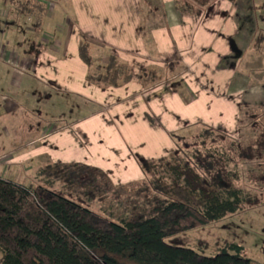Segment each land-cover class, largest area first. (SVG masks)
<instances>
[{"label":"crops","instance_id":"1","mask_svg":"<svg viewBox=\"0 0 264 264\" xmlns=\"http://www.w3.org/2000/svg\"><path fill=\"white\" fill-rule=\"evenodd\" d=\"M146 3L151 6L148 0H68L71 15L55 26L45 11L38 21L41 38L23 32L21 43L12 17L6 35L0 23V83L26 92V102L40 108H23L31 117L21 130L18 121L7 125L0 114V141L8 143L7 150L22 151L14 166L35 164L40 170L51 163H81L119 186L142 181L141 161L178 153L201 125L236 138L247 86L233 15L209 9L186 14L174 0H158L159 9L151 11L162 20L149 26ZM82 36L91 40L96 66L105 71L113 54L129 66L131 80L108 87L88 81ZM0 101L8 112L23 106L8 93ZM32 125L38 127L28 133Z\"/></svg>","mask_w":264,"mask_h":264},{"label":"trees","instance_id":"2","mask_svg":"<svg viewBox=\"0 0 264 264\" xmlns=\"http://www.w3.org/2000/svg\"><path fill=\"white\" fill-rule=\"evenodd\" d=\"M174 2L180 10L179 1ZM10 3L34 16L36 25L46 11L45 4L33 0ZM90 47L91 40L82 36L80 56L89 68L88 81L108 87L131 80L129 66L113 54L102 71L95 65L97 59L90 56ZM251 119L259 134L248 144L201 125L197 134L201 149H193L187 157L178 152L141 161L145 177L140 182L114 186L102 170L81 163H51L41 168L38 174L46 185L25 186L0 177V263L261 264L244 256L237 244L206 256L166 242L168 237L245 207L237 166L239 160L248 162L264 152V111L253 112ZM161 172L183 177V182H169ZM58 181L80 200V190L92 198L95 194L135 198L127 215L117 221L55 190ZM136 186L149 193L142 204L136 202L141 196Z\"/></svg>","mask_w":264,"mask_h":264},{"label":"rangeland","instance_id":"3","mask_svg":"<svg viewBox=\"0 0 264 264\" xmlns=\"http://www.w3.org/2000/svg\"><path fill=\"white\" fill-rule=\"evenodd\" d=\"M33 1L45 4V20L47 19L50 21L52 25L57 24L59 20L66 18L67 15H71V8L68 5V0ZM148 1L151 2L150 7L147 4L148 2L143 5L145 22H149V26L160 24L162 20L160 13L157 14L151 11V9L157 7L158 0ZM178 1L180 11L186 14H195L209 9V13L215 10L217 14L220 12L223 13V16L226 15L230 17L233 15L231 23L233 29H235V27L237 28L239 35V70L246 75L245 80L247 89L245 91L244 103L242 106L243 114L241 116L242 120L240 121L238 135L234 138L225 134L230 138L238 139L242 144H248L256 139L259 134V130L256 129L257 125L252 124L251 114L253 112L261 114L264 111V0ZM6 3L10 5V0H4V2L2 0V2H0V4H5V7L3 6V11L0 10V19L4 20L0 21L5 27L3 28L4 34L6 35L7 31L6 21L11 20L12 17L16 23L14 30L16 43L17 41L21 43L22 35L20 33L23 32L33 34V37L36 39H39L38 37L41 38L42 35L40 34L38 26V21H40L41 18L37 21L36 25L34 16H28L26 13L19 10L14 3L11 4L12 8H8ZM63 23L65 22L61 21L59 25L62 31H65L67 27H64L65 25H63ZM45 26L53 31L54 38L60 37V33L56 32L50 25L46 24ZM18 35L20 36L18 37ZM3 38L5 39V37ZM61 40L63 41V39ZM6 45L10 47L13 46L10 42ZM94 55L98 56V52L96 51ZM4 93L11 94L19 101H22V105L24 106H22V109H18V113L12 112V110L8 112L7 110H1L4 102L1 103L0 101V114L5 124L8 125L10 121H18V124H21L19 126L17 124L15 127L19 130L25 128L24 125L26 120L30 119L28 117H31V114L27 115L25 109L38 113L40 108L37 105L32 107V103L26 102V92H18L19 94L15 93L14 90L7 89L4 84L0 83V96ZM9 113L10 115H8ZM41 117H44V115ZM36 127L38 126L32 125L28 129L29 131H26L29 133L33 128L35 130ZM1 131L2 128H0V132ZM197 134L198 132L195 131V133L184 140L178 152H181V154L187 157L185 154H189L193 149H201ZM219 138L222 140L224 139L223 137ZM222 143H219V146H222ZM7 145L8 143L0 141V177L25 186L37 184L46 185L45 180L39 176V168L35 166V164H31V166L29 164L18 166L12 164L14 156L22 153V151L16 149L7 150ZM237 170L240 177L238 183L244 190L243 197L246 200L245 207L236 213L228 214L220 220L168 237L166 238L167 243L174 246L188 247L206 256L215 255L227 246L237 244L243 248V255L249 258L253 263L264 264V152H262V154H257L248 162L239 160ZM161 176L169 182H183V177H179L178 175L161 172ZM257 177L261 178L257 179ZM53 188L62 192L61 194L75 199L76 201L79 200L78 202L81 204L117 221L123 219L127 215L131 208V203L134 201L133 198H135H127L128 196L125 194H95L92 198L88 194L84 196V194H81L82 191L80 190L78 192V194L81 195L80 200L75 195L71 194L73 190L65 186L63 182H56ZM135 191L141 193L140 197H136V202L142 204V198L149 194L148 191L143 192L139 186L135 187Z\"/></svg>","mask_w":264,"mask_h":264}]
</instances>
